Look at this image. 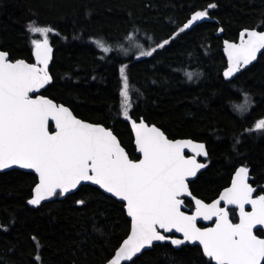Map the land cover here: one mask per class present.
<instances>
[{"label":"trees","instance_id":"1","mask_svg":"<svg viewBox=\"0 0 264 264\" xmlns=\"http://www.w3.org/2000/svg\"><path fill=\"white\" fill-rule=\"evenodd\" d=\"M211 3L218 4L209 9L211 22L180 34L155 59L141 58L149 63L137 62L133 54L125 57L118 50L102 53L91 42L103 38L106 44L125 46L129 43L125 37L132 33L136 44L150 50L173 37L195 11ZM32 19L51 24L61 33L59 37L50 34L54 83L43 95L71 107L81 119L114 126L135 158L128 125L114 124L119 97L117 78L108 65L119 59L130 65L131 85L143 94L130 93L136 118L146 117L170 137L206 143L211 162L191 185L198 197L215 196L228 183L234 167L243 163L250 167L253 185L264 188V134L245 132L252 122L264 118V56L228 83L222 78L225 60L221 52L222 40H236L242 29L264 31V0H0V47L12 59L32 62L25 32ZM219 28L223 32L216 36ZM186 72L202 75L190 82ZM245 93L253 107L241 116L233 105L242 104ZM241 134L242 142L233 150ZM32 182L33 175L25 172L0 174V225L4 226L0 227V264H39L33 235L41 245L42 264H104L107 240L111 238L115 245L126 232L120 206L93 195L84 209L75 207L74 200L32 208L26 204ZM82 197L87 195L82 192L76 198ZM93 217L106 228L104 238L92 232ZM200 259L198 249L188 246L167 254L147 251L136 264H200Z\"/></svg>","mask_w":264,"mask_h":264},{"label":"snow or ice","instance_id":"2","mask_svg":"<svg viewBox=\"0 0 264 264\" xmlns=\"http://www.w3.org/2000/svg\"><path fill=\"white\" fill-rule=\"evenodd\" d=\"M217 7L211 3L207 9L195 11L173 37L150 50L135 44L139 49L137 62L149 63L141 58L155 59L167 51L180 34L210 20L209 9ZM25 32L35 62L12 59L11 53L0 47V174L19 169L33 175L27 205L39 208L46 201L74 200L75 207L84 209L93 195L112 206L119 205L126 232L115 245L111 238L107 240L109 252L104 264H136L147 251L167 254L188 246L198 249L200 264H264V188L250 183L247 163L234 168L230 182L215 198L198 197L191 185L211 162L206 143L170 137L161 127L150 125L146 117H135L130 93L143 94L131 85L128 63L114 59L108 66L117 78L119 97L114 124L130 125L138 153L135 158L123 146L114 126L81 119L71 107L42 94L41 90L54 83L50 34L59 37L61 33L37 19L27 22ZM125 39L133 41V34ZM91 42L105 54L113 51L103 38ZM223 43L227 64L222 75L228 83L257 61L258 53L264 56V31L246 28L240 31L239 43ZM120 48L127 55L129 50L123 45ZM185 75L195 82L202 73ZM250 106L251 97L245 93L244 103L233 105V110L243 116ZM253 131L264 133V118L245 130ZM242 135L235 138L233 150L242 142ZM201 157L207 162H201ZM89 186L95 187L89 192ZM82 192L87 198H76ZM92 219V232L104 238L106 228ZM200 221L210 223L201 226ZM31 239L37 249L35 261L42 264L38 238L33 235Z\"/></svg>","mask_w":264,"mask_h":264},{"label":"water","instance_id":"3","mask_svg":"<svg viewBox=\"0 0 264 264\" xmlns=\"http://www.w3.org/2000/svg\"><path fill=\"white\" fill-rule=\"evenodd\" d=\"M191 17V16H190ZM212 21V19H210V20H205V21H203V22H200L199 24H201V23H204V22H206V23H208V22H211ZM258 31H260V30H258ZM221 34H222V32H220L219 30L217 31V33H216V36H221ZM239 38H240V33H239V36H238V40H237V42H235V43H239ZM225 40H222V43H221V52H222V55H223V57H224V60L226 61V64H227V58H226V56H225V54H224V51H223V48H224V42ZM232 42V41H231ZM54 49V48H53ZM262 51H264V50H262ZM260 56V53H258V57ZM32 62H35L34 61V59L32 58ZM256 61H254L251 65H248V66H246V69L247 68H249L250 66H252L254 63H255ZM51 64H52V62H50V70H51ZM246 69H242L241 71H244V70H246ZM223 73V72H222ZM239 74V73H238ZM237 74V75H238ZM236 75V76H237ZM222 77H223V75H222ZM224 79V78H223ZM225 80V79H224ZM41 92L43 93L44 92V90H41ZM151 125V124H150ZM128 127H129V130H130V132H131V128H130V125H128ZM52 130H54V125L52 126ZM131 135H132V133H131ZM132 139H133V136H132ZM178 139H181V138H178ZM133 145H134V143H133ZM136 153V152H135ZM190 154V153H189ZM136 155L138 156V153H136ZM9 171H12V170H9ZM9 171H7V172H9ZM17 171H21V172H25V173H27V170H17ZM250 180H251V176H250ZM93 187H95V186H93ZM45 203H48L47 201L46 202H42V204H45ZM29 207H32V206H30V205H28ZM33 208V207H32ZM199 223H203V224H209L210 222H204V221H200Z\"/></svg>","mask_w":264,"mask_h":264},{"label":"flooded vegetation","instance_id":"4","mask_svg":"<svg viewBox=\"0 0 264 264\" xmlns=\"http://www.w3.org/2000/svg\"><path fill=\"white\" fill-rule=\"evenodd\" d=\"M219 29H220V28H219ZM242 30H243V29H242ZM237 39H238V38H236V40H232V42H237ZM260 55H261V54H260ZM258 58H259V57H258ZM225 67H226V61H225ZM247 69H248V68H247ZM241 72H243V71H241ZM241 72H240V73H241ZM240 73H239V74H240ZM239 74H238L237 76H239ZM237 76H236V77H237ZM236 77H235V78H236ZM222 78H223V77H222ZM235 78H234V79H235ZM223 80H224V79H223ZM224 81H226V80H224ZM226 82H227V81H226ZM244 97H245V96L242 97V101L244 100ZM242 101H241V102H242ZM252 107H253V104H252V100H251V106H250V108H249V111L252 109ZM249 111H248V112H249ZM248 112H246V113H244V114H247ZM255 122H256V121H255ZM255 122H252L250 128H252V126L254 125ZM130 133H131V132H130ZM252 133H255V134H258V135H262V134H264V133L257 132V131H253ZM131 136H132V135H131ZM177 139H178V138H177ZM196 141H197V140H196ZM133 146H134V145H133ZM199 159L201 160V162H207V161L205 160V158H202V157H201V158H199ZM238 166H239V165H238ZM235 167H236V166H235ZM235 167H234V168H235ZM205 171H206V170H202V173L205 172ZM233 171H234V169H233ZM233 171H232V172H233ZM232 172H231V174H232ZM231 174H230V178H231ZM198 175L200 176V174H198ZM250 176H251V171H250ZM230 178H229L228 183L230 182ZM252 181H253V179H252V176H251L250 183H253ZM228 183H226L225 185H227ZM225 185H223V186H225ZM223 186H222V187H223ZM253 186H254V187H257L256 185H253ZM222 187H221V188H222ZM221 188H219L217 191H219ZM257 188H258V187H257ZM217 194H218V192H217ZM217 194H216V195H217ZM216 195H215V196H216ZM215 196H213L212 198H215ZM212 198H210V199H208V200L210 201ZM200 224H201V226H204V225H205V224H203V223H200ZM258 234H261V233H258ZM191 247H194V246H191Z\"/></svg>","mask_w":264,"mask_h":264},{"label":"rangeland","instance_id":"5","mask_svg":"<svg viewBox=\"0 0 264 264\" xmlns=\"http://www.w3.org/2000/svg\"><path fill=\"white\" fill-rule=\"evenodd\" d=\"M39 38V37H38ZM125 42L127 43V40H125ZM129 43H127V45H123L124 48L128 49L129 51L127 52V55L122 54L123 56H129L131 54H133L134 57H138L139 56V49H137L134 45L136 44V40L134 39L133 41H128ZM123 44V43H122ZM107 45H111V44H107ZM113 50H118L123 52V50L120 48V45H111ZM147 50V49H146ZM101 51V50H100ZM102 52V51H101ZM103 53V52H102ZM124 53V52H123ZM242 103V102H241ZM244 103V101H243Z\"/></svg>","mask_w":264,"mask_h":264},{"label":"bare ground","instance_id":"6","mask_svg":"<svg viewBox=\"0 0 264 264\" xmlns=\"http://www.w3.org/2000/svg\"><path fill=\"white\" fill-rule=\"evenodd\" d=\"M219 30V29H218ZM240 33V32H239ZM239 36V35H238ZM238 40V39H237ZM229 41V40H228Z\"/></svg>","mask_w":264,"mask_h":264}]
</instances>
